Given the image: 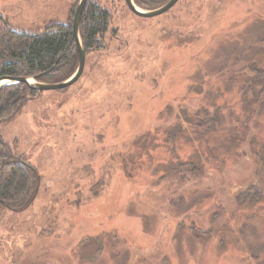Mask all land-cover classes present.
Masks as SVG:
<instances>
[{"label": "rangeland", "instance_id": "374dc122", "mask_svg": "<svg viewBox=\"0 0 264 264\" xmlns=\"http://www.w3.org/2000/svg\"><path fill=\"white\" fill-rule=\"evenodd\" d=\"M72 3L0 12L43 29ZM103 4L81 78L0 124L39 178L28 208L0 209V264H264V0Z\"/></svg>", "mask_w": 264, "mask_h": 264}, {"label": "trees", "instance_id": "16d2710c", "mask_svg": "<svg viewBox=\"0 0 264 264\" xmlns=\"http://www.w3.org/2000/svg\"><path fill=\"white\" fill-rule=\"evenodd\" d=\"M69 18L65 23L52 22L43 29L23 30L13 26L10 18L0 12V76H33L40 81L57 83L68 79L79 61L73 37L72 22L77 0H72ZM142 9H155L169 0H133ZM111 8L103 0H87L81 18L80 31L88 52L107 32ZM63 90H66L63 89ZM43 91L24 83L7 84L0 88V124L12 121L29 101ZM18 143L5 140L0 133V209L18 212L28 208L36 197L37 170L27 165L17 153ZM186 171H192L188 163ZM197 169H193L195 172ZM248 195L260 194L254 189ZM253 191V192H252ZM252 192V193H251Z\"/></svg>", "mask_w": 264, "mask_h": 264}, {"label": "water", "instance_id": "95a60500", "mask_svg": "<svg viewBox=\"0 0 264 264\" xmlns=\"http://www.w3.org/2000/svg\"><path fill=\"white\" fill-rule=\"evenodd\" d=\"M178 1L179 0H169L166 4L158 8L146 10L137 6L133 0H125L127 6L134 14L145 18L155 17L169 11L173 6H175L178 3ZM86 2L87 0H79V4L75 10L74 20L72 24L73 37L79 55V65L75 73L71 75L68 79L57 83L43 82L35 77L27 78V77H15V76L4 75V76H0V88L7 84H12V83H26V85L31 89L38 91H46V90L65 89L75 84L84 73L86 57H87V52L82 44L80 37V23Z\"/></svg>", "mask_w": 264, "mask_h": 264}, {"label": "flooded vegetation", "instance_id": "af4514ba", "mask_svg": "<svg viewBox=\"0 0 264 264\" xmlns=\"http://www.w3.org/2000/svg\"><path fill=\"white\" fill-rule=\"evenodd\" d=\"M263 60V59H262ZM263 62V64H264V60L262 61ZM262 69L264 70V67H262ZM248 70V72L250 73V76H251V78H256V75H257V71H258V69L255 67V68H248L247 69ZM263 74H264V72H263ZM252 82H249V84H251ZM248 84V85H249ZM26 164H28L27 162H25ZM31 166V165H30Z\"/></svg>", "mask_w": 264, "mask_h": 264}]
</instances>
